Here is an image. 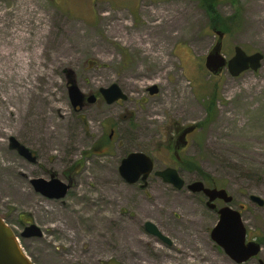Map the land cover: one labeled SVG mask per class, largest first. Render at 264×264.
I'll return each mask as SVG.
<instances>
[{
	"label": "rangeland",
	"instance_id": "374dc122",
	"mask_svg": "<svg viewBox=\"0 0 264 264\" xmlns=\"http://www.w3.org/2000/svg\"><path fill=\"white\" fill-rule=\"evenodd\" d=\"M257 2H216V14L229 18L222 41L227 59L235 45L264 57V20L254 10ZM34 6L53 26L54 41L73 44L72 36L62 37L63 27L76 24L79 32L69 60L47 68L61 107L48 113L54 121L64 114L65 144L49 151L25 125L0 122V215L27 257L35 264H239L210 237L216 209L206 204L205 194L187 188L192 180L205 183V172L211 178L208 187L232 196L228 204L242 214L248 240L262 243L257 256L240 264L264 260V203L259 206L249 197L264 202V58L259 69L238 76L226 68L219 75L206 70L204 57L217 36L200 0H36ZM17 8L18 0H0V36L17 27ZM107 12L121 18L118 32L110 29V17L101 23ZM169 20H175L171 30L154 24ZM137 35L151 53L138 45ZM53 51L52 45L44 57ZM68 72L85 95L97 97L95 102L72 107ZM111 83L126 99L105 102L99 88ZM154 84L158 90L150 94ZM211 96L216 106L204 121ZM147 107L156 113L149 115ZM196 123L200 127L179 154L195 160L202 173L178 167L173 159L176 130ZM12 136L37 156L35 163L8 146ZM135 150L152 157L154 170L177 168L185 185L176 189L153 172L144 188L141 181L126 182L119 162ZM51 175L69 185L59 199L47 198L31 184L33 178ZM215 202L218 208L225 205ZM149 221L170 243L144 229ZM29 223L42 235L21 237Z\"/></svg>",
	"mask_w": 264,
	"mask_h": 264
},
{
	"label": "water",
	"instance_id": "95a60500",
	"mask_svg": "<svg viewBox=\"0 0 264 264\" xmlns=\"http://www.w3.org/2000/svg\"><path fill=\"white\" fill-rule=\"evenodd\" d=\"M217 36L216 41L210 47L209 52L205 55L204 66L213 75H219L222 69H228L231 76H238L246 70H257L263 60V54L259 51H254L248 54L243 48L235 45L234 52L229 59L222 53V40L224 32L222 30L213 29ZM66 88L68 97L74 109L83 107L84 103H93L96 97L93 93L85 95L77 86L75 77L72 72L67 73ZM158 90L157 85L148 87L150 94H155ZM100 95L105 102L111 104L119 99H126L127 96L123 93L116 83H111L109 87H100ZM196 129L194 124L183 126L182 130L176 136L175 142V157L178 158V150L188 144L186 135ZM8 146L15 149L17 153L25 157L28 161L35 163L36 157L32 151L24 144H21L14 136L9 138ZM118 172L122 178L134 184L141 181L142 188L146 187L147 177L153 172L159 176L165 183L172 184L176 189H181L185 185L183 178L179 175L177 168L174 166H166L162 169L154 170V162L152 157L143 151H131L126 154L119 162ZM51 179L45 180L41 177L31 179V184L35 191L40 192L47 198L59 199L63 197L69 185L63 183L59 179L50 176ZM187 188L191 192H201L207 197L206 204L214 209L216 207L215 200L220 199L225 205L217 209L219 215L214 227L210 232V237L224 249L225 253L237 263L246 262L251 257L256 256L260 252V245L255 239L247 240L246 228L243 225L242 214L239 210L232 208L228 203L232 200V196L223 188L208 187L200 180H192L187 184ZM250 199L257 202L258 205H263V200L255 195H250ZM144 229L149 233L156 235L160 239L170 243V240L164 237L152 222H146ZM21 237L27 238L30 236H41V229L34 223H29L19 233ZM0 264H35L30 257L24 253L18 242V235H15L13 229L7 224L0 215ZM260 264H264V260L260 259Z\"/></svg>",
	"mask_w": 264,
	"mask_h": 264
},
{
	"label": "bare ground",
	"instance_id": "6f19581e",
	"mask_svg": "<svg viewBox=\"0 0 264 264\" xmlns=\"http://www.w3.org/2000/svg\"><path fill=\"white\" fill-rule=\"evenodd\" d=\"M257 1L254 4V10L261 12V19L264 20V0ZM35 3L36 0H18L15 16L17 27L12 29L11 34L0 36V122L6 127L11 122H14L18 128L25 125L29 134L35 140H41L46 145L47 150L51 151L57 144H65L62 135L64 132L60 128L66 122L64 121V114H61L59 120L54 121L52 115L48 113L51 108L60 110L61 107L58 105L52 90L54 80L51 74L47 72V68L51 71L53 65L61 63V59L69 60V56L75 52L74 48L78 46L76 38L79 27L75 24L74 26L63 27L61 30L62 37L72 36L75 39L72 41L73 44L62 42V39L54 41L53 26L50 21L44 19L45 14L35 10ZM101 16V23L109 17L113 19L110 29L118 32L122 24L119 16L118 18L112 17L110 12ZM22 22L25 24L22 25ZM154 24H160L171 30L175 20L163 23L160 21ZM136 38L138 45L143 46L147 54L151 53V47L144 44L145 40L142 35H137ZM52 45L54 51L44 57ZM42 66L45 70L38 73V69ZM39 79H41L40 82ZM4 111L9 112L10 118L13 117L14 120L5 118ZM156 111V108H146L149 115L156 113ZM77 139H79L78 135ZM184 147L177 149L178 158L175 157L174 148V160L180 159L179 151ZM106 186L111 189L109 183ZM187 256L192 257L191 254Z\"/></svg>",
	"mask_w": 264,
	"mask_h": 264
},
{
	"label": "trees",
	"instance_id": "16d2710c",
	"mask_svg": "<svg viewBox=\"0 0 264 264\" xmlns=\"http://www.w3.org/2000/svg\"><path fill=\"white\" fill-rule=\"evenodd\" d=\"M218 0H200V4L203 5V7L205 8L206 12L208 14H210V16L212 17L211 21V25H213V28H216L217 30L220 29L223 32L228 31V21L229 18H222L220 17L218 14H216L215 11V4ZM216 98L211 96L210 98H208L205 102V106H206V110H207V115L208 117L204 120V121H208L210 120V118H212L213 116V112H214V108L216 106ZM201 123H196L195 127L198 128L200 127ZM176 161V160H175ZM177 166L178 167H184L186 169L189 170H193L195 169L196 171H199L202 173V171H200V167L198 165V163L193 160L192 158H186V157H180V159L178 161H176ZM205 182L210 183L211 178L208 177V174H206L205 172L202 173L201 175Z\"/></svg>",
	"mask_w": 264,
	"mask_h": 264
},
{
	"label": "flooded vegetation",
	"instance_id": "af4514ba",
	"mask_svg": "<svg viewBox=\"0 0 264 264\" xmlns=\"http://www.w3.org/2000/svg\"><path fill=\"white\" fill-rule=\"evenodd\" d=\"M96 100H97V97H96ZM183 128V127H182ZM182 128H179V129H177L176 130V136H178V134H179V132L182 130ZM195 131V130H194ZM193 131V132H194ZM192 133V132H191ZM190 133V134H191ZM190 134H188V135H186V138L190 135ZM176 138V137H175ZM188 139V138H187ZM176 142V141H175ZM175 142H174V145L172 146V148H173V150H174V148H175ZM189 142V141H188ZM181 150V149H180ZM180 152V151H179ZM33 153V152H32ZM205 184L208 186V183H206L205 182ZM140 185V184H139ZM141 186V185H140ZM201 195L203 196V194L201 193ZM204 199H205V197H203ZM218 199H216L215 201H217ZM205 201V200H204ZM215 204H216V202H215ZM216 209V211H217V209H218V207H217V204H216V207L214 208V210ZM247 240H248V238H247ZM256 240V239H255ZM258 243H259V245H260V247L262 248V243L261 242H259V241H257ZM260 251H261V249H260ZM257 256V255H256ZM255 257V256H254ZM252 258V257H251ZM262 260V259H261ZM258 264H260V258L258 259Z\"/></svg>",
	"mask_w": 264,
	"mask_h": 264
}]
</instances>
